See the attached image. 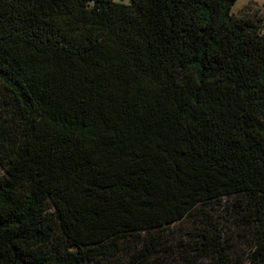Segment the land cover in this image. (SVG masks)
Segmentation results:
<instances>
[{
    "label": "trees",
    "instance_id": "16d2710c",
    "mask_svg": "<svg viewBox=\"0 0 264 264\" xmlns=\"http://www.w3.org/2000/svg\"><path fill=\"white\" fill-rule=\"evenodd\" d=\"M236 1L0 0V264H264V7Z\"/></svg>",
    "mask_w": 264,
    "mask_h": 264
},
{
    "label": "rangeland",
    "instance_id": "374dc122",
    "mask_svg": "<svg viewBox=\"0 0 264 264\" xmlns=\"http://www.w3.org/2000/svg\"><path fill=\"white\" fill-rule=\"evenodd\" d=\"M117 1L124 2L126 4H131V2H132V0H117ZM250 2L258 3L259 7H262V9L264 7V0H237L236 3L232 7V12H234V13L240 12V10L244 9V7L247 4H249ZM263 12H264V9H263ZM79 228L77 227L76 224H73V223H70L68 225V229L71 230V231H78ZM171 231L172 232L169 233L168 237H170V238L180 237L181 232H182L181 224L178 223L176 225H172L171 226ZM89 234H90V232H89ZM91 234L96 235V233H94V232H91ZM90 237H92V236L90 235Z\"/></svg>",
    "mask_w": 264,
    "mask_h": 264
}]
</instances>
